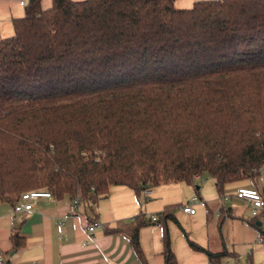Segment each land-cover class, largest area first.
Masks as SVG:
<instances>
[{
	"label": "trees",
	"instance_id": "1",
	"mask_svg": "<svg viewBox=\"0 0 264 264\" xmlns=\"http://www.w3.org/2000/svg\"><path fill=\"white\" fill-rule=\"evenodd\" d=\"M174 1L26 2L0 39V202L36 189L96 201L111 185L141 192L196 173L221 190L259 176L264 0ZM145 223L107 231L141 257ZM9 240L25 242L17 230ZM188 243L208 264L226 255ZM162 256L178 264L166 232Z\"/></svg>",
	"mask_w": 264,
	"mask_h": 264
},
{
	"label": "crops",
	"instance_id": "2",
	"mask_svg": "<svg viewBox=\"0 0 264 264\" xmlns=\"http://www.w3.org/2000/svg\"><path fill=\"white\" fill-rule=\"evenodd\" d=\"M28 0H0V39L13 33V18L24 13ZM197 0H175L178 8L190 7ZM42 8L51 0H41ZM239 187H264V169L255 179L227 182L221 190L213 178L201 174L192 182L178 181L151 187L144 196L125 185H111L96 201L73 198L38 199L32 212L19 219L12 204L0 202V258L10 264H162L163 236L166 232L178 264H208L203 250L193 249L188 239L208 251L225 250L221 264H264V245L249 222L250 204L235 196ZM196 196L194 213L180 205ZM225 197L227 199H225ZM141 216L147 223L138 230L141 257L121 231ZM156 216V221L151 220ZM21 220L17 228L13 220ZM264 225V210L256 218ZM98 225L90 232L85 226ZM17 230L24 245L11 250L9 235Z\"/></svg>",
	"mask_w": 264,
	"mask_h": 264
},
{
	"label": "built area",
	"instance_id": "3",
	"mask_svg": "<svg viewBox=\"0 0 264 264\" xmlns=\"http://www.w3.org/2000/svg\"><path fill=\"white\" fill-rule=\"evenodd\" d=\"M201 174L196 173L192 175L193 180H198ZM145 197L151 193V188L142 189L141 192ZM235 196L246 200L250 204V217H257L261 211L264 210V198L261 192L255 187H239L235 193ZM51 194L47 190H28L21 194L20 199L16 201L12 206V211L17 215L19 219L26 218L33 210V206L38 199L49 198ZM225 199H227L225 197ZM197 201L196 196H192L189 200L180 205V208L184 212L194 213V203ZM78 198H73V205H77ZM151 220L156 221V216L151 215ZM98 225L97 222H92L85 226L86 231H92Z\"/></svg>",
	"mask_w": 264,
	"mask_h": 264
},
{
	"label": "water",
	"instance_id": "4",
	"mask_svg": "<svg viewBox=\"0 0 264 264\" xmlns=\"http://www.w3.org/2000/svg\"><path fill=\"white\" fill-rule=\"evenodd\" d=\"M20 223H21V220L14 219L13 220V227L17 228ZM256 224H261V222L259 220H257Z\"/></svg>",
	"mask_w": 264,
	"mask_h": 264
}]
</instances>
